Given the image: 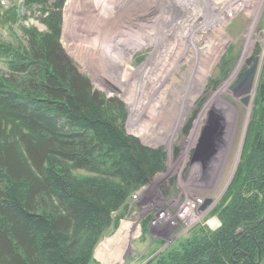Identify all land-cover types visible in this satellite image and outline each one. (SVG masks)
<instances>
[{"label":"trees","instance_id":"obj_1","mask_svg":"<svg viewBox=\"0 0 264 264\" xmlns=\"http://www.w3.org/2000/svg\"><path fill=\"white\" fill-rule=\"evenodd\" d=\"M23 5L46 31L0 39V264H98L116 213L164 171L165 154L126 133L124 103L96 90L66 53L64 0ZM21 9L0 1L1 23L25 18ZM216 216L219 227L196 224L149 264H264L263 89Z\"/></svg>","mask_w":264,"mask_h":264},{"label":"rangeland","instance_id":"obj_2","mask_svg":"<svg viewBox=\"0 0 264 264\" xmlns=\"http://www.w3.org/2000/svg\"><path fill=\"white\" fill-rule=\"evenodd\" d=\"M123 1L121 9L114 8ZM246 1L64 0L61 42L66 53L96 90L124 103L126 133L165 154L164 171L116 213L114 225L95 249L98 264H149L179 246L196 224L217 227L211 223L219 222L216 211L241 160L257 95L264 90V0ZM2 2L21 5L26 17L12 27L0 23L1 40L23 39L24 27L46 31L37 18L39 12L27 9L23 0ZM211 43L218 58L181 126L164 128L165 107L150 120L148 112L133 113L148 68H156L161 59L166 65L174 63L163 88L172 81L178 89L190 88L192 76L206 68L203 50ZM256 57L255 84L245 103L231 87ZM4 72L8 70L0 59V74ZM120 92H130L129 101ZM214 118L207 154L195 158ZM142 125L153 128L158 140L139 138L134 129ZM198 198L211 203L196 206L193 215L183 213L187 203Z\"/></svg>","mask_w":264,"mask_h":264},{"label":"bare ground","instance_id":"obj_3","mask_svg":"<svg viewBox=\"0 0 264 264\" xmlns=\"http://www.w3.org/2000/svg\"><path fill=\"white\" fill-rule=\"evenodd\" d=\"M252 2L253 1H251V3ZM123 3H124V1L122 3L118 2V4L115 3L114 8H120L121 9L122 6H120V5H122ZM244 3H248V2L246 0H244ZM222 25L224 26V24H222ZM203 54H204L203 57H205L207 60L206 61V63H207L206 68H203L202 70L199 69V72L195 73L192 76L193 77L192 79L194 81V85L191 82L190 88L178 89L176 87V83H175L176 81H174V82L172 81L169 85H167V86H165V88H163L162 83L166 79V75L169 74L171 68L174 66V63H173V65H171V64L166 65L167 64V63H165L166 61L163 62V60H165V59H161L162 61L159 60L158 66L156 68H152V69L148 68L146 70L147 71L146 75H142L143 80H144L143 84L148 86V91L147 92L144 91V89L146 88L145 85H144L145 87L141 86V89L140 88L138 89L136 96H135V100H134L133 113L137 114L140 111L148 112L149 118L147 117V119L150 120L153 117H157V112L160 108L165 107V109L167 110V113L164 116V118H165V121L163 123V126L165 125L164 128L165 129H172V128L181 126L189 108L191 106H193L195 100L197 99L198 95L200 94L202 88L204 87L206 79L210 75V71H211V69L215 63V60L218 58L217 54H219V53L216 52V47H214V49H212V43H211V44L207 45V51L203 50ZM251 93H252V91H251ZM251 93H250V95H251ZM151 95H156L155 96L156 99L154 97L155 101L150 100ZM170 96H172V98H170ZM148 99H149V101H146ZM147 110H149V111H147ZM160 112H158V113H160ZM161 117H163V116H161ZM213 120L214 121H212L211 127H214L215 122H216V118H214ZM147 123H148V121H147ZM154 123H156V122H154ZM134 130H135L136 135L139 138L143 139V137H144L143 140H145L147 142L158 140V136H157L158 133H155L154 129L149 127V126H144V125L137 126ZM194 202L197 203L198 201H194ZM200 205H203V204L197 203L196 206H200ZM204 205H205V203H204ZM204 205H203V207H206ZM186 212H187V208L185 207L183 213H186ZM189 214H191V213H189ZM193 214H194V212L191 215H193ZM162 217L164 219L165 214H163ZM211 226L216 227L217 226V220L213 221L211 223Z\"/></svg>","mask_w":264,"mask_h":264},{"label":"water","instance_id":"obj_4","mask_svg":"<svg viewBox=\"0 0 264 264\" xmlns=\"http://www.w3.org/2000/svg\"><path fill=\"white\" fill-rule=\"evenodd\" d=\"M258 61H259V58L256 57L252 65L240 76V78L231 87V90L234 92L235 96L238 98L241 97L245 103H248V101L250 100V93L253 90V87L255 84L256 73H257V68H258ZM214 129H215L214 127L210 126L209 130L205 132L204 139L201 142L199 149H197L196 151L195 158L202 157V155L206 153L205 152L207 151L206 142L209 140L210 136L213 134ZM210 203H211V200L207 199L204 206Z\"/></svg>","mask_w":264,"mask_h":264},{"label":"built area","instance_id":"obj_5","mask_svg":"<svg viewBox=\"0 0 264 264\" xmlns=\"http://www.w3.org/2000/svg\"><path fill=\"white\" fill-rule=\"evenodd\" d=\"M230 17H232V16H230ZM195 201H198L197 202L198 204H201V203L204 204L205 203L204 198H198V199H195ZM197 203L188 202L187 203V212L188 213H191V212L193 213L195 208H196Z\"/></svg>","mask_w":264,"mask_h":264},{"label":"flooded vegetation","instance_id":"obj_6","mask_svg":"<svg viewBox=\"0 0 264 264\" xmlns=\"http://www.w3.org/2000/svg\"><path fill=\"white\" fill-rule=\"evenodd\" d=\"M208 151V150H207ZM207 151H205L206 153H204L203 155H202V159H204L205 158V156H206V154H207Z\"/></svg>","mask_w":264,"mask_h":264},{"label":"clouds","instance_id":"obj_7","mask_svg":"<svg viewBox=\"0 0 264 264\" xmlns=\"http://www.w3.org/2000/svg\"><path fill=\"white\" fill-rule=\"evenodd\" d=\"M217 226H219V222L217 223Z\"/></svg>","mask_w":264,"mask_h":264}]
</instances>
